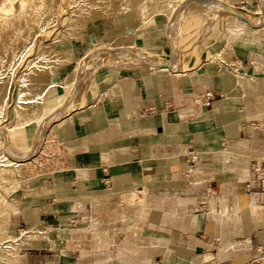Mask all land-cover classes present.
Listing matches in <instances>:
<instances>
[{
  "label": "crops",
  "instance_id": "1",
  "mask_svg": "<svg viewBox=\"0 0 264 264\" xmlns=\"http://www.w3.org/2000/svg\"><path fill=\"white\" fill-rule=\"evenodd\" d=\"M245 16L218 21L176 70L104 65L86 79L56 122L62 166L11 198L18 264H264V187L248 175L264 159V20ZM147 22L61 50L81 60L100 38L161 53ZM64 85L45 90V109L67 100Z\"/></svg>",
  "mask_w": 264,
  "mask_h": 264
},
{
  "label": "rangeland",
  "instance_id": "2",
  "mask_svg": "<svg viewBox=\"0 0 264 264\" xmlns=\"http://www.w3.org/2000/svg\"><path fill=\"white\" fill-rule=\"evenodd\" d=\"M4 1L0 0V4ZM43 1L46 5L39 13L42 18L41 22L43 24L45 23V27L37 33L38 35L34 36L35 40L15 67L12 74L11 86L8 90L7 104L5 105L4 112L0 113V128L4 129L0 133V193H5L6 188L13 183L16 175L24 179L18 187H15L8 193L9 203L6 204V207L9 210L13 202L11 198L17 189L33 181L36 177L62 166V161L65 159L66 154L63 145L57 139L56 129L58 126L56 125V119L60 117L59 113H62L65 109L69 113L78 105L81 91L79 89L80 86L100 66H132L153 70L159 68V66L149 63L150 58L181 62L184 53L197 50L201 47V43L211 33L218 21L228 26L235 15L245 16L238 11L239 8L237 6L239 2L233 3L228 0L231 3L229 4L223 0H184L178 3L170 13L162 11L154 14L155 17L151 18L145 24L146 27L149 26L151 32L155 31L157 34L165 36L166 42L161 53L135 46L130 51L110 48V54L104 56L102 53L108 49L107 43H111L115 47H121L127 44L121 39L107 42L100 40V38L99 40L96 39L98 41L94 44L90 54L85 55L81 60L74 61L68 51L62 50L65 52V57L69 62L72 64L78 62V77L84 80V82L78 86L73 82L67 84V90L70 91V95L58 109L49 110L43 107L40 114H38L39 108L37 109V114L36 111L32 113L30 110H24L18 116V110L15 109L17 102L35 101L36 97L40 95L33 94V91L30 90V85L27 88H22L21 85L24 82H20L18 78L23 72L28 70L29 64L36 59L40 48L45 43L54 39L55 47L53 49L61 50L63 47L62 44H64L62 43L63 41L73 40L75 38L79 39L85 35L95 40L96 36L100 37L104 35L107 30L124 29L127 24L137 25L141 22L138 16L139 11L132 9L125 10L122 6L123 4L119 3L118 0ZM107 1L108 3H106ZM86 2L88 4L82 6V11L80 6ZM135 2L137 0H128V3L134 4ZM93 3L94 5H92ZM16 4L18 7L20 6L19 0H16ZM255 4L257 7L247 12L245 16L250 23H254V20L257 19L264 20V0H255ZM244 10L248 11L246 9ZM89 12L94 16V20L87 19L89 21H87L86 26V22L78 24L86 18L87 14H90ZM173 46L175 47L174 55ZM224 54L221 57L231 62L229 53L226 51ZM144 57L147 60H143ZM7 64V62L3 63V65ZM70 69L71 65L63 68L62 71L66 73ZM89 72L90 74L87 76ZM36 145H39L37 146L38 148ZM32 152L36 154L30 160L31 162L28 165H20L18 172L7 169L3 170L4 160L9 156L14 153L15 155H23ZM7 221L8 219L0 217V224L4 227L0 228V253L2 252L1 248H3V243H9V241H13V243L18 242V240L11 239L7 236ZM10 264L18 263L13 262Z\"/></svg>",
  "mask_w": 264,
  "mask_h": 264
},
{
  "label": "bare ground",
  "instance_id": "3",
  "mask_svg": "<svg viewBox=\"0 0 264 264\" xmlns=\"http://www.w3.org/2000/svg\"><path fill=\"white\" fill-rule=\"evenodd\" d=\"M182 1L184 0H137V2L132 4V3H128V0H118L119 3L123 4L122 6L124 7L125 10L132 9L135 11H139L138 16L142 23L147 22L152 16H154V14L160 13L162 11L170 13L172 10L175 9L176 5ZM223 1L231 4L230 2H228V0H223ZM19 3H20L19 7L16 4V0H5L0 4V113L4 112L5 105L7 104V98L9 95L8 90L9 87L11 86L12 74L15 67L17 66L21 58L24 56V54L28 51V48L31 46L33 41L35 40L34 36L38 35L37 33L42 31L45 27V23L43 24L41 22L42 18L39 13L41 12L42 8H44L46 5V3L43 0H19ZM106 3H108V1ZM87 4H88L87 2L83 3L80 6L81 10H82V6H86ZM92 5H94V3ZM87 19L94 20V16L91 13L87 14L86 18L78 24H83L86 22L85 23L86 26L87 21H89ZM247 21L249 22V20ZM54 44H55L54 39H52V41L45 43L40 48L36 56V59L34 58L35 60H33L30 64L28 63L29 64L28 70L23 72L19 76L18 80L20 82H24L21 85L22 88H27L30 85V90L33 91V94H40V95L36 97L35 101H31V102L19 101L20 103L17 102L15 105V109L18 110L17 111L18 116H20V114L24 110H30L32 111V113L36 111L37 114L38 108H39L38 114L41 113V109L44 107L43 106L44 92L49 87L48 86L49 84L53 83V84L64 85L73 82L75 83L76 86H78L84 82V80L78 77V72H77L78 62H75L74 64L69 62V60L65 57V52L59 49L57 50L53 49L55 47ZM107 44H108V49H106L104 53H102V55L104 56L110 54L111 52L109 51L110 48L112 49L118 48L122 51L125 50L130 51L134 47L128 45L115 47L112 46L111 43H107ZM178 52L180 53V51ZM143 60H147V59L144 57ZM149 61H150L149 63H151L152 65L155 66L157 65L159 67L164 65L171 69L176 68L179 63L178 61L176 62L167 61L159 58H150ZM4 62H7L8 64L3 65ZM70 65H71L70 71H68L67 73H63L62 69ZM89 74L90 72L87 74V76ZM66 113H67V109H65L62 113H59L60 117L56 119V122L65 123L68 114ZM2 129L0 128V133ZM37 146L39 145H36V147ZM35 154L32 152L23 155H15L14 153L13 155L9 156L7 159L4 160L5 163L3 164L4 166L3 170L7 169L18 172L19 170L18 167L24 164L28 165V163L31 162L30 160L33 158ZM13 180H14L13 183L6 188L5 193H0L1 218L8 219L9 217L10 210L6 207V204L9 203L8 193H10L15 187H18L24 179L21 178L19 175L18 176L16 175V177ZM1 227L2 225L0 224V228ZM7 236L11 237L14 240H17V238L14 236L8 234ZM17 243H13V241H9V243L8 242L3 243L2 245L3 248H1L2 252L0 253V264H10L13 262L18 263Z\"/></svg>",
  "mask_w": 264,
  "mask_h": 264
},
{
  "label": "built area",
  "instance_id": "4",
  "mask_svg": "<svg viewBox=\"0 0 264 264\" xmlns=\"http://www.w3.org/2000/svg\"><path fill=\"white\" fill-rule=\"evenodd\" d=\"M244 7H245V4H244ZM247 10H250V7ZM213 96H214L213 93L209 91L205 93L204 95L198 96L197 100L201 101L203 98L211 99ZM166 106L171 107L172 103L170 101H167ZM252 126L253 128L258 127L255 122L252 123ZM248 175L255 177L257 180L260 181L261 185L264 187V159H256L254 163L252 164L251 172ZM247 186L250 187V183L247 184Z\"/></svg>",
  "mask_w": 264,
  "mask_h": 264
}]
</instances>
